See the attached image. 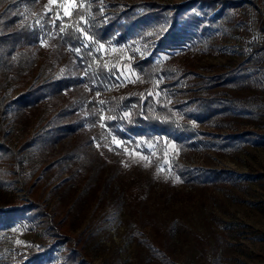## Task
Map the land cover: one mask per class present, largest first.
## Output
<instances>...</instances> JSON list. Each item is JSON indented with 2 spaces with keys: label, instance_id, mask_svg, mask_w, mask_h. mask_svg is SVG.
I'll list each match as a JSON object with an SVG mask.
<instances>
[{
  "label": "rangeland",
  "instance_id": "374dc122",
  "mask_svg": "<svg viewBox=\"0 0 264 264\" xmlns=\"http://www.w3.org/2000/svg\"><path fill=\"white\" fill-rule=\"evenodd\" d=\"M154 1L171 5L188 0ZM98 2L107 12L112 9L109 5L129 4L131 0ZM56 3L57 0H34L30 7L17 11L25 10L28 19L50 25ZM75 4L76 0H63V15L69 16ZM232 14L234 20L207 45L161 56L192 74L186 88L171 98L172 106L198 100L205 91L206 78L235 67L246 58L249 47L263 40L259 23L264 19V0H247L233 8ZM150 48L149 43L138 45L132 55L120 45H101V60L117 70L119 81L109 91L98 93L97 98L147 92L157 99L158 93L131 67L137 59L148 56ZM31 54L33 77L81 75L53 32L40 48L31 49ZM0 90L10 99L20 92L17 84L1 72ZM207 91L222 98L230 92L253 104L259 113L204 123L186 121L212 136L246 132L254 137L226 150H179L174 142H166L158 166L152 157L138 152L120 156L96 137V127L84 121L87 103L93 99L84 83L49 96L32 108L11 107L0 114V123L14 151L53 126L73 125V130L59 131L57 139L36 141L17 155L18 169L8 163L29 177L27 187H31L29 193L19 184L0 189V207L40 200L72 236L86 239L83 252L92 264H164L155 255V248H163L175 264H264V82L242 84L230 91L221 87ZM189 110L188 107L186 111ZM171 157L188 174L207 173L199 180L173 174L167 169ZM142 200L151 206L153 221H138L131 211L129 202ZM41 230L15 226L1 232L0 264H17L31 247L43 241Z\"/></svg>",
  "mask_w": 264,
  "mask_h": 264
},
{
  "label": "trees",
  "instance_id": "16d2710c",
  "mask_svg": "<svg viewBox=\"0 0 264 264\" xmlns=\"http://www.w3.org/2000/svg\"><path fill=\"white\" fill-rule=\"evenodd\" d=\"M31 1L34 0H0V72L20 89L14 99L0 90L1 115L11 107L32 108L49 96L84 83L93 94V99L87 103L84 121L94 125L96 137L120 156L126 152H138L152 157L158 166L166 142H174L179 150L196 147L226 150L239 147L254 137L253 133L246 132L225 137L212 136L188 121L193 119L204 123L259 113L253 104L246 103L230 92L222 98L207 90L221 87L230 91L242 84L263 83L264 38L249 47L246 58L235 67L206 78L205 91L193 103L171 105V98L186 88V81L192 79V74L170 59H161L162 55L173 56L175 52L207 45L232 21V9L247 0H188L171 5L154 0H131L129 4L109 5L112 9L107 12H104L106 8L98 0H76L67 17L62 12L63 0H57L51 12L54 19L50 25L28 19L25 10L24 14L17 11L30 7ZM259 29L264 34V19L260 21ZM52 32L57 36L60 46L70 53L81 75L53 79L40 78L39 75L33 77L31 49L40 48ZM146 43L151 46L150 54L134 61L131 67L158 93V98L144 92L140 95H112L98 99V93L109 91L119 81L117 70L102 62L100 46L120 45L134 55L135 47ZM188 107L190 110L186 111ZM104 112L108 114L101 118ZM181 116L188 121L182 120ZM72 126H53L43 135L25 141L14 151L8 145V136L0 123V189L13 188L19 184L25 193H29V177L10 168L8 163L11 162L18 169V154L30 149L36 141L59 138V131H71ZM215 128L219 129V126ZM115 141L120 144L114 145ZM149 144L152 145L150 149L147 148ZM167 169L173 174L183 177L191 175L198 180L207 173L188 174L172 157ZM143 202L130 201L131 211L138 221H153L151 206ZM15 226L28 231L42 228L43 237V241L31 247L17 264H92L83 252L86 239L72 236L61 225V220L50 213L40 200L16 201L0 207V233ZM154 228L157 229L156 225ZM154 251L162 263L175 264L163 248H155Z\"/></svg>",
  "mask_w": 264,
  "mask_h": 264
}]
</instances>
